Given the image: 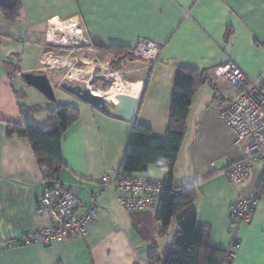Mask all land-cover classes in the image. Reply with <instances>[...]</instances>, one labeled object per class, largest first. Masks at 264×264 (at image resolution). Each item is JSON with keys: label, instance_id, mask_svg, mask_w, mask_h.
I'll return each instance as SVG.
<instances>
[{"label": "crops", "instance_id": "1", "mask_svg": "<svg viewBox=\"0 0 264 264\" xmlns=\"http://www.w3.org/2000/svg\"><path fill=\"white\" fill-rule=\"evenodd\" d=\"M71 21L80 29L75 50L91 51L94 59L107 64L124 63L141 38L161 44L163 50L158 61L149 69L142 66L147 71L135 79L140 92L132 120L104 113L60 84L53 88L52 106L64 105L79 114L62 137L63 165L56 183L74 191L78 211L88 206L98 181L120 171L134 125L149 127L156 138L166 135L176 67L197 69L206 80L192 96L174 183H197L192 202L197 223L211 229L212 249L226 251L232 241L229 207L259 186L262 168L252 166L238 184L224 175L228 165L240 160L241 151L219 117L233 89L225 80L213 84V70L232 62L264 85V0H19L16 19L9 20L0 11V264H149V251L167 249L176 232L174 221L166 233L158 234L156 209L127 211L119 204L117 191L110 189L100 199L97 217L84 237L17 245L22 235L47 226L48 219L36 213L46 181L31 146L26 139L7 134L8 124L21 123V109L41 108L42 99L23 91L26 105L22 104L14 79L17 75L23 79L24 71L43 72L44 49L64 45L54 41L60 38L52 36L53 25L58 28ZM13 37L25 38L23 47L15 48ZM33 56L40 67L22 72L19 63ZM23 84L28 87L24 79ZM30 116L38 125L46 124V111ZM137 174L162 181L165 171L149 165ZM238 237L241 243L232 264H264V196L251 222L239 227Z\"/></svg>", "mask_w": 264, "mask_h": 264}, {"label": "built area", "instance_id": "2", "mask_svg": "<svg viewBox=\"0 0 264 264\" xmlns=\"http://www.w3.org/2000/svg\"><path fill=\"white\" fill-rule=\"evenodd\" d=\"M68 23L74 29L78 26L77 22ZM75 44L78 45L77 42ZM162 50L161 44L141 38L127 55L149 69L158 61ZM105 74V78L113 74L120 76L109 68L105 69ZM213 76V84L225 80L233 89L230 100L219 109V117L233 133L234 146L241 151L240 160L228 165L223 171L224 175L231 183L238 184L247 178L252 166L260 165L262 168L261 190L256 188L249 195L235 200L229 207L232 241L225 254L230 259L226 264H232L234 253L241 243L238 229L251 222L260 197L264 196V85L256 83L232 62L216 67ZM110 189L117 191V200L127 211L156 209L162 192V181L140 174H117L114 177L104 175L91 195L90 204L81 211H78L72 189L46 182L45 191L36 202V213L45 215L48 225L22 235L17 245L37 242L49 245L84 237L89 225L97 217L100 199Z\"/></svg>", "mask_w": 264, "mask_h": 264}, {"label": "trees", "instance_id": "3", "mask_svg": "<svg viewBox=\"0 0 264 264\" xmlns=\"http://www.w3.org/2000/svg\"><path fill=\"white\" fill-rule=\"evenodd\" d=\"M10 6H0V11L9 20L18 16L19 0H11ZM1 36V35H0ZM206 80L197 69L178 66L174 75V86L169 110V125L163 138L152 135L149 127L134 125L124 157L117 174H137L149 165H156L165 171L162 192L156 208L159 233L167 232L172 222L177 230L170 246L159 253L152 248L148 254L149 264H226L230 259L225 251L212 249L209 245L211 229L199 225L197 210L192 206L196 184L176 186L174 167L186 134V120L192 96L197 85ZM41 110L32 106L21 109L20 124H8V136L24 138L28 141L43 179L47 183L58 181L63 165L61 143L65 131L78 119V111L64 105H56L46 110L47 121L38 125L30 114ZM261 190V180L259 186ZM74 239V238H73Z\"/></svg>", "mask_w": 264, "mask_h": 264}, {"label": "rangeland", "instance_id": "4", "mask_svg": "<svg viewBox=\"0 0 264 264\" xmlns=\"http://www.w3.org/2000/svg\"><path fill=\"white\" fill-rule=\"evenodd\" d=\"M77 35L78 31L71 28L69 23H62L60 30L58 31V37L61 40L63 39L62 41L66 43L64 45H49L44 49V64L41 65V69L44 73H46L53 88L58 87L62 81H68L72 84H86L89 88L104 93L111 88L113 83V79L105 78V76L103 77L106 68L118 72L122 83L126 84L129 82H136L135 79L137 78L138 73L147 71V69L142 70V66L129 57H126L127 60L124 63L113 62L111 64H107L99 59H94V54L91 51L79 53L74 48L77 46V44L74 43ZM35 39L38 40V35ZM12 40L15 48L23 47L26 42V39L23 37H13ZM37 61L36 56L30 57V59H23L19 63V68L22 72L29 66L39 68L40 64ZM87 67L90 68V72L88 74L83 72V69ZM14 80L16 83L17 94L22 100V104L26 105V101L24 99V92H26V94L31 98L37 96L42 99L39 101L41 106L40 111L45 112L47 110L46 108L49 109L53 107L52 101L47 100V98L36 89L29 86L24 88L22 77L17 75ZM22 87L24 90H22ZM125 94H131V92H126ZM175 226L177 230L176 223Z\"/></svg>", "mask_w": 264, "mask_h": 264}, {"label": "water", "instance_id": "5", "mask_svg": "<svg viewBox=\"0 0 264 264\" xmlns=\"http://www.w3.org/2000/svg\"><path fill=\"white\" fill-rule=\"evenodd\" d=\"M11 4V0H0V6H10ZM22 76L28 86L38 90L47 99L55 100L53 87L44 72L30 71L23 73ZM60 87L104 113L125 120H132L134 117L138 102L135 96L121 93L116 95V103H110L103 96L94 94L86 84H72L68 81H62Z\"/></svg>", "mask_w": 264, "mask_h": 264}, {"label": "bare ground", "instance_id": "6", "mask_svg": "<svg viewBox=\"0 0 264 264\" xmlns=\"http://www.w3.org/2000/svg\"><path fill=\"white\" fill-rule=\"evenodd\" d=\"M56 26V25H55ZM53 25L52 27V36H56L58 37V31L60 30V25H58V28L55 27ZM64 27V25H63ZM66 27V26H65ZM76 30L78 31V35L79 36V33H80V29L78 26L75 27ZM74 29V28H73ZM65 30V29H64ZM66 32V31H65ZM69 38V37H68ZM63 40V39H62ZM61 39H56L54 40L56 43H62V44H65L66 42L62 41ZM90 68L87 67V68H84L83 70H89ZM81 71V70H79ZM78 72V71H77ZM110 77L111 79H115V81L112 83V86L111 88L107 91V92H104L103 94H101L100 92L92 89L91 91L94 93V94H97V95H101L103 96L106 101L110 102V103H116L117 100H116V95L118 94H125L126 92L130 93L131 94H128V95H131V96H135L137 97L139 95V92H140V84L139 83H135V82H129L127 84L125 83H122L120 81V76L118 74H113V75H110V76H106V78ZM120 78V79H119ZM112 80V81H113Z\"/></svg>", "mask_w": 264, "mask_h": 264}]
</instances>
